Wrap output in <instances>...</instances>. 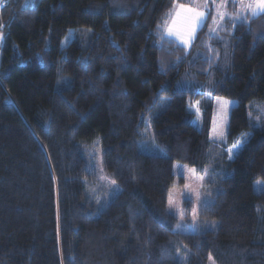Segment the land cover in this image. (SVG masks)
<instances>
[{
  "label": "trees",
  "instance_id": "obj_1",
  "mask_svg": "<svg viewBox=\"0 0 264 264\" xmlns=\"http://www.w3.org/2000/svg\"><path fill=\"white\" fill-rule=\"evenodd\" d=\"M173 3L0 7V264H264V191L253 190L264 179V128L247 114L248 102L264 103V14L225 19L213 34L204 25L185 49L160 40ZM207 96L237 101L224 142L209 138ZM148 130L153 150L142 146ZM93 146L119 188L102 204ZM217 151L232 172L210 177L214 198L199 215L216 228L177 230L167 210L183 183L174 162L203 174Z\"/></svg>",
  "mask_w": 264,
  "mask_h": 264
},
{
  "label": "rangeland",
  "instance_id": "obj_2",
  "mask_svg": "<svg viewBox=\"0 0 264 264\" xmlns=\"http://www.w3.org/2000/svg\"><path fill=\"white\" fill-rule=\"evenodd\" d=\"M197 4L203 5L204 0H195ZM220 2V0H209L210 5L207 3V15L206 19L201 23V25L197 28L194 38L191 41H194L197 31L203 27L204 25L207 26L208 32L213 34L210 30L213 28H216L217 30L224 25L225 19H230L229 17H225L223 22L217 25L213 22L214 17L219 20L217 17V7L216 5ZM193 3V0H189V2L185 3V5H191ZM183 4V3H179ZM173 8H170V10ZM169 10V11H170ZM226 11L233 16L234 13L229 12L228 8L226 7ZM169 13V12H168ZM167 13V14H168ZM169 17L166 15L165 18L162 20L161 24L158 27L159 31L161 32V29L163 28L165 21L168 20ZM233 21L232 19H230ZM239 20V19H238ZM237 21V20H235ZM216 30V31H217ZM215 31V32H216ZM1 32V31H0ZM214 32V33H215ZM72 37V33H68L62 40V45H65L66 42L69 40V38ZM170 39H173L176 41L179 45H181V42L178 41L175 37H172ZM3 38L0 39V45L2 44ZM190 44V45H191ZM208 100L211 102L212 110H211V120H210V133L209 138L212 141L216 142H224L226 138V132L228 127V115L229 111L232 106H234L237 101L232 98H227L223 96H207ZM227 100L229 101L228 109H227V119L226 122L223 123V132L224 135L222 138L217 137L216 133L219 131V128L222 123V118L224 116V112L221 108V101ZM189 109L191 112L194 113L195 117L193 120V123L199 127L202 122V109L200 107L199 101H194L189 105ZM197 109L199 111H197ZM260 109H264V103L256 100H252L248 102L247 104V114H248V120L251 125L255 127H263L264 123H257L255 120V117L257 115H262L260 112ZM249 112L252 113V118L249 117ZM144 141L142 143V146L147 149H155V146L153 144L152 136L150 133V130L146 132L144 135ZM96 145V144H94ZM90 155L92 158V166L95 169L96 172V184L93 185V189L95 188V192L97 193V197L99 202L102 204L103 202H106L110 197H112L117 191L118 187L115 183H112V181L104 175V173L101 170L100 167V158H99V150L96 146L91 147L90 149ZM173 170L174 173L181 175L183 178V183L181 185L175 184L169 191V195L167 198V210L173 214H175L178 217V223L177 225H181L180 228L177 227V230H184V231H190V232H197L204 229H215L216 223L214 221L210 220H204L199 215L201 214V211L210 206V204L213 201L215 190L214 188L208 184V180L210 177L220 176L225 177L229 176L232 172V170L228 169L225 164L221 160V156L219 151L215 152L211 158V162L207 169H205V172L203 174H198L195 172V170L183 163L174 162L173 164ZM194 170V173H193ZM103 178V179H102ZM187 185V187H186ZM253 190L256 193L264 191V179H257L253 182ZM197 193H199V197L197 196ZM170 196H171V207H170ZM190 204V210L189 212L186 211V208L184 206V203ZM182 214V215H181ZM195 217V219H194ZM208 264H214V262L209 259Z\"/></svg>",
  "mask_w": 264,
  "mask_h": 264
},
{
  "label": "snow or ice",
  "instance_id": "obj_3",
  "mask_svg": "<svg viewBox=\"0 0 264 264\" xmlns=\"http://www.w3.org/2000/svg\"><path fill=\"white\" fill-rule=\"evenodd\" d=\"M207 2L208 0H204V4L200 5L193 0L191 5L178 4L176 0H174L173 8L169 11L167 16L168 20L165 21V24L160 32V40L164 41L166 38L170 39L175 37L178 41L181 42V46L187 49L192 39L194 38V34L197 28L201 25V23L206 19L207 15ZM229 0H220V2L216 5L217 7V20L214 17L213 22L219 25L223 22L224 18L227 16L233 21L238 19H248L249 17H255L261 14H264V0H232L233 6L237 9L235 15L228 13L226 11V5ZM3 23H0V29H3ZM160 27V26H158ZM217 29L213 28L210 31L214 33ZM3 38V33L0 32V39ZM229 101L222 100L221 108L224 112V116L222 118V123L219 128V131L216 133L217 137L222 138L224 135L223 132V123L226 122L227 119V109L229 105ZM197 111H199L197 109ZM262 115H257L255 120L257 123H264V109H260ZM250 119L252 118V113L249 112ZM249 134H244L243 138L236 143L232 144L228 148L229 159L239 151V149L246 142L247 136ZM194 173V170H193ZM103 179V178H102ZM112 183H115L114 181ZM187 187V185H186ZM199 197V193H197ZM170 207H171V196H170ZM182 215V214H181ZM195 219V217H194ZM178 228L181 225H177Z\"/></svg>",
  "mask_w": 264,
  "mask_h": 264
},
{
  "label": "built area",
  "instance_id": "obj_4",
  "mask_svg": "<svg viewBox=\"0 0 264 264\" xmlns=\"http://www.w3.org/2000/svg\"><path fill=\"white\" fill-rule=\"evenodd\" d=\"M232 2V0H229ZM9 2V0H0V7H2L3 5H6Z\"/></svg>",
  "mask_w": 264,
  "mask_h": 264
},
{
  "label": "crops",
  "instance_id": "obj_5",
  "mask_svg": "<svg viewBox=\"0 0 264 264\" xmlns=\"http://www.w3.org/2000/svg\"><path fill=\"white\" fill-rule=\"evenodd\" d=\"M207 3H208V5H210V4H211V3H209V0H208V2H207ZM178 4H179V3H178ZM226 7H227V5H226Z\"/></svg>",
  "mask_w": 264,
  "mask_h": 264
}]
</instances>
